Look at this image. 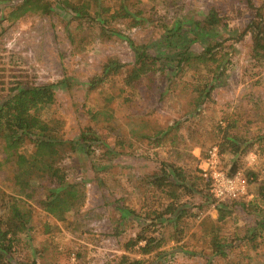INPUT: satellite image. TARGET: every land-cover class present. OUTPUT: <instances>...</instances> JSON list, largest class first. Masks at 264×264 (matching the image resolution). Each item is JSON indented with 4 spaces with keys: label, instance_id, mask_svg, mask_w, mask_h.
<instances>
[{
    "label": "rangeland",
    "instance_id": "374dc122",
    "mask_svg": "<svg viewBox=\"0 0 264 264\" xmlns=\"http://www.w3.org/2000/svg\"><path fill=\"white\" fill-rule=\"evenodd\" d=\"M21 1H0V96L17 85H54V102L43 108L38 118L44 122L58 121L62 138L73 142L83 127L89 126L88 109L108 108L113 114L110 123L90 125L104 136V146L115 154L105 157V148L95 149V155L87 156L76 149L58 163L66 184H75L83 196L59 221L43 210L41 202L48 192L38 180L27 188L14 183L13 162L5 159L0 147V203L19 199L32 210V228L19 237L16 261L131 264L142 258L127 255L119 248L122 239L134 233V222L126 221L122 226L127 228L122 238L111 237L121 218L120 201L128 209H143L142 189L132 190L137 179H146L161 162L198 177L194 153L203 156L210 146L220 150L223 145L221 160L226 171L235 165L246 181L249 172L256 177L250 184L247 181L248 196L221 209V204L212 199L209 189L200 181L199 189L207 195L189 200L195 207L201 205L205 213L192 209L197 218L188 222L190 227L177 248L169 243L158 251L161 255L157 258L155 252L154 256L142 259L144 264H264V239H251L255 222L261 216L255 209H264V203L256 195L257 187H264V65L252 61L250 38L240 37L244 23L250 18L245 0H127L129 6L152 17V23L128 30L115 22L106 27L105 37L100 36L96 21L86 20L81 28L77 27L78 22L68 12L56 9L58 0H47L53 8L48 16L21 14ZM99 1L110 6L114 0ZM251 1L255 7L264 8V0ZM212 7L224 16L226 26L208 35H197V42L188 48L198 54L207 45L224 42L219 57L226 62V71L209 82L214 86L212 103L210 100L195 115L192 82H196L193 77L202 75L194 69L177 73L172 84L163 80L155 95L144 102L121 84L120 76L112 86L108 83L87 92L88 80L101 73L108 58L129 67L135 59L131 43L146 46L151 55L166 54L165 31L184 19L201 21ZM95 11L92 5L90 13ZM188 37L194 38L192 34ZM164 76L170 77L168 70ZM165 89L168 90L165 95L159 96ZM140 116L152 127L166 129L178 123L179 130L169 133L159 147L136 142L129 134L132 129L138 131ZM228 122L233 127L225 136ZM226 137L236 144L244 143L236 156L231 154ZM171 140L173 145L169 144ZM219 209L227 212L222 222L213 221L212 229L200 225L206 217L215 220ZM0 215L5 216V211ZM45 226H49L51 233L45 235ZM213 234L229 245L226 257L213 254L210 245Z\"/></svg>",
    "mask_w": 264,
    "mask_h": 264
},
{
    "label": "trees",
    "instance_id": "16d2710c",
    "mask_svg": "<svg viewBox=\"0 0 264 264\" xmlns=\"http://www.w3.org/2000/svg\"><path fill=\"white\" fill-rule=\"evenodd\" d=\"M7 2L8 0H0ZM127 0H114L110 6H104L99 0H58V10L66 11L73 21L78 22L79 28L86 20L97 22L101 37L107 36L106 27L112 23L120 22L128 30L140 28L145 22L152 23V17L144 15L141 10H136L127 4ZM246 8L250 18L244 23L243 33L240 37L248 36L251 40V59L255 64L264 65V8L255 7L251 0H245ZM92 5L96 11L90 13ZM51 4L47 0H22L19 12L23 15L48 16L52 13ZM224 16L212 7L201 21L184 19L181 22H174L165 31L166 54L151 55L146 52V46L132 45L135 54L133 64L129 67L121 64L115 59L108 58L102 65L101 73L88 80L87 92L91 93L99 87L108 83H115L116 77H121V84L131 94L138 95L142 102L149 100L152 95L167 80H172L177 73H185L186 70H197L201 78L193 79L192 93L195 95L192 105L197 113L205 104L210 102L214 86L209 84L211 80L222 77L226 71L225 61L219 57L223 51V43L215 42L207 45L198 54L189 50L190 44L197 42V35H208L219 29L223 24ZM176 21V20H175ZM114 33V31H113ZM193 35L194 38L188 37ZM225 62V63H224ZM165 70L169 71L170 77L164 76ZM158 84V82H160ZM54 85L20 86L17 85L3 96H0V147L3 156L7 161L13 162L14 183L25 188L36 185L38 180L40 186L48 192V196L41 202L43 210L54 219L61 221L63 215L72 210L82 200V194L75 184H66L65 177L58 168V163L68 153H74L80 149L87 156L95 155V149H105V157L115 154L113 149L104 146V136L98 133L96 127L90 123L108 124L113 120V114L108 108L88 109L89 126H84L80 131L76 142L64 140L60 134V123L56 120L49 122L41 121L38 118L39 112L54 102ZM168 91V90H167ZM166 89L160 92L164 96ZM212 103V100L211 102ZM137 129L130 131V136L136 142H147L153 147H159L162 142L168 139L169 133L179 130L178 123L161 129L152 127L142 116L139 117ZM233 127L231 122L227 123V131ZM141 131V132H140ZM175 135L172 137L175 140ZM227 139V145L232 155L236 156L241 152L244 143L236 144L235 141ZM171 140L170 145L174 144ZM102 142V144H100ZM222 145L220 154L224 152ZM238 170L233 165L227 173L232 175ZM180 167L161 162L146 179H137L132 190L142 189L140 202L145 203L143 209L132 210L120 201L121 218L118 219V226L114 229L111 237L116 239L126 235V229L122 226L126 221L135 223V231L132 235L126 236L119 244L120 250L127 255L139 257H150L155 252L172 243L176 248L184 239L185 231L189 229L191 222L197 218L192 209L201 213L205 210L201 205L193 206L189 198L196 195L205 196L206 192L199 189V182L205 183L199 176L191 177ZM190 179H189V178ZM249 184L255 181L252 172L247 174ZM191 180V182H188ZM104 183V182H102ZM257 199L264 203V187H257ZM211 196V195H210ZM188 197V198H186ZM234 202L221 204V209H227ZM152 204V205H150ZM253 203L250 206L253 207ZM223 207V208H222ZM5 211V216L0 215V264H37L36 260L31 262L16 261V247L21 235H27L30 231L32 221V210L22 200L9 199L0 203V212ZM261 216L255 222V231L251 239H264V209H255ZM227 212L217 210L215 220L206 217L201 226L213 228V221L220 223L225 219ZM130 227V226H129ZM208 229V228H207ZM45 235L51 233L49 226H45ZM168 231H171L168 233ZM213 234L210 245L214 255L226 257L225 250L229 245ZM255 248V247H254ZM154 256V255H153ZM139 258L131 264H144L145 260ZM153 260V259H152ZM149 263V262H148Z\"/></svg>",
    "mask_w": 264,
    "mask_h": 264
},
{
    "label": "built area",
    "instance_id": "2783aa9c",
    "mask_svg": "<svg viewBox=\"0 0 264 264\" xmlns=\"http://www.w3.org/2000/svg\"><path fill=\"white\" fill-rule=\"evenodd\" d=\"M223 126V123L220 122ZM199 176L208 184L212 199L218 204L239 201L248 196V184L242 172L229 175L222 166L219 148L210 146L196 165Z\"/></svg>",
    "mask_w": 264,
    "mask_h": 264
},
{
    "label": "crops",
    "instance_id": "0c3cea01",
    "mask_svg": "<svg viewBox=\"0 0 264 264\" xmlns=\"http://www.w3.org/2000/svg\"><path fill=\"white\" fill-rule=\"evenodd\" d=\"M194 155H195V157H196V160H197V163L200 161V159L202 158V156L198 153V152H196V153H194ZM221 159H222V156H221ZM222 161V160H221ZM250 198V197H249Z\"/></svg>",
    "mask_w": 264,
    "mask_h": 264
}]
</instances>
